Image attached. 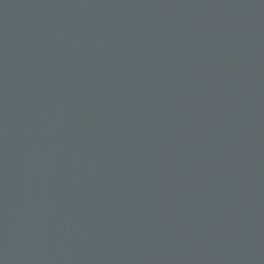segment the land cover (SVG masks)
Wrapping results in <instances>:
<instances>
[{"label":"water","instance_id":"1","mask_svg":"<svg viewBox=\"0 0 264 264\" xmlns=\"http://www.w3.org/2000/svg\"><path fill=\"white\" fill-rule=\"evenodd\" d=\"M0 264H264V0H0Z\"/></svg>","mask_w":264,"mask_h":264}]
</instances>
